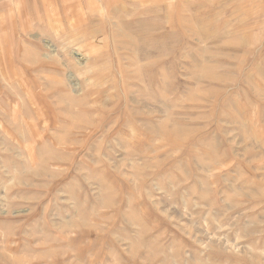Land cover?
<instances>
[{
    "label": "rangeland",
    "instance_id": "374dc122",
    "mask_svg": "<svg viewBox=\"0 0 264 264\" xmlns=\"http://www.w3.org/2000/svg\"><path fill=\"white\" fill-rule=\"evenodd\" d=\"M105 1L0 33V264H264V0Z\"/></svg>",
    "mask_w": 264,
    "mask_h": 264
},
{
    "label": "crops",
    "instance_id": "0c3cea01",
    "mask_svg": "<svg viewBox=\"0 0 264 264\" xmlns=\"http://www.w3.org/2000/svg\"><path fill=\"white\" fill-rule=\"evenodd\" d=\"M96 2L98 3V0H6L0 3V33L6 32L7 41H13L8 45L10 47H15L16 41L21 39L22 31L33 32L37 24H64L70 21L80 25V29L75 32L83 34L81 25L89 23L88 18L91 16L88 11H92ZM113 2L115 1L111 3V0H108L106 6L112 7ZM98 8L100 10L99 5ZM55 9L61 10L57 16L54 15ZM20 23L23 24L22 29Z\"/></svg>",
    "mask_w": 264,
    "mask_h": 264
}]
</instances>
